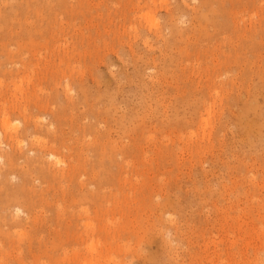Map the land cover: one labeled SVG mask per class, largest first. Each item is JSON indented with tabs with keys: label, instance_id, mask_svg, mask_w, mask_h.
<instances>
[{
	"label": "rangeland",
	"instance_id": "obj_1",
	"mask_svg": "<svg viewBox=\"0 0 264 264\" xmlns=\"http://www.w3.org/2000/svg\"><path fill=\"white\" fill-rule=\"evenodd\" d=\"M61 1L0 0V129L6 139L18 135L12 138L14 143L4 138L7 145L0 147V156L4 158L0 160V180L3 178L0 187L9 186L10 191L17 187L16 192L23 191L21 183L25 187L23 196L17 195L18 198L8 205L0 202V214L8 219L6 225L0 219L1 227L5 229L0 233V264H88L90 261L91 264H264V0H214L212 5L204 4L203 0ZM224 14L229 16L228 23ZM236 15L243 17L240 20ZM221 25L222 30L218 31ZM155 29L160 33L157 34ZM177 33L181 35L176 36ZM245 43H249L247 46L252 53L247 51ZM222 63L228 64L223 67ZM40 80H43L41 84ZM93 109L94 112L101 111L100 115L104 111L109 120L99 116L98 122L91 117L94 116ZM4 115L9 119L11 130L8 133L3 127ZM88 121L92 124L97 121L99 132H90L87 128V136L83 139L82 129L91 125ZM107 131L115 146L136 141L141 144L140 148L128 150L123 156L110 149L106 153L94 151L95 136L100 135L101 139L102 133ZM48 152L59 155L64 161L55 164ZM10 153L12 162L16 161L14 164L9 162ZM41 157L52 161V167L56 169L57 166L64 168L68 176L61 181L65 190H74L80 195L103 189L104 192H100L105 193L106 199L64 201L61 188H58V194L62 199H58L53 189L48 190V183L37 177ZM28 161L31 166L36 164L31 170ZM79 162L84 172L76 171V180L72 178L76 173L71 170H74L72 165ZM92 166L95 176L91 173ZM80 179L88 180L83 187ZM94 182L101 186L94 188L97 186ZM58 185L56 182L55 186ZM106 188H112L111 193ZM46 191L51 192L47 194ZM46 195L51 196L47 198ZM2 196L5 201V194ZM104 200H108V204ZM60 213L65 218L60 221L66 225L57 223ZM119 226L125 227L126 231ZM9 232L13 236L12 242L7 235ZM14 240V245L10 246ZM109 243L111 247H108Z\"/></svg>",
	"mask_w": 264,
	"mask_h": 264
},
{
	"label": "bare ground",
	"instance_id": "obj_2",
	"mask_svg": "<svg viewBox=\"0 0 264 264\" xmlns=\"http://www.w3.org/2000/svg\"><path fill=\"white\" fill-rule=\"evenodd\" d=\"M58 1L60 2L61 0H58ZM164 1H165V0H164ZM227 1L229 2V0H227ZM249 1H250V0H249ZM251 1H252V0H251ZM253 1H256V0H253ZM258 1H259V0H258ZM20 2H21V1H20ZM59 2H58V3H59ZM61 2H64V0L61 1ZM213 2H214V0H203V3L206 4V5H212V4H214ZM215 2H216V1H215ZM243 2H245V1H243ZM246 2H247V1H246ZM17 3H18V2H17ZM47 3H48V2H47ZM56 3H57V2H56ZM221 3H222V2H221ZM230 3H231V2H230ZM14 4H15V3H14ZM48 4H49V3H48ZM62 4H63V3H62ZM66 4H67V3H66ZM66 4H65V5H66ZM247 4H248V3H247ZM247 4H245V7H246ZM51 5H52V4H51ZM51 5H50V6H51ZM56 5H57V4H56ZM221 5H222V4H220V8H221V10L223 11V9H222L223 7H221ZM224 5H225V4H223V6H224ZM235 5H236V4H234V6H235ZM46 6H48V5H46ZM50 6H49V7H50ZM59 6H60V3H59ZM214 6H215V5H214ZM227 6H228V5H227ZM231 6H232V5H230V6H228V7H231ZM14 7H15V6H14ZM52 7H54V6H52ZM66 7H67V6H66ZM77 7H78V6H77ZM201 7H202V6H201ZM217 7H218V6H217ZM47 8H48V7H47ZM68 8H69V7H68ZM205 8H206V7H205ZM224 8H225V7H224ZM231 8H232V7H231ZM233 8H236V7H233ZM241 8H242V7H241ZM1 9H3V8H1ZM20 9H21V8H20ZM26 9H27V8H26ZM49 9H50V8H49ZM60 9H62V8H60ZM64 9H65V8H64ZM74 9H75V8H74ZM239 9H240V8H239ZM263 9H264V8H263ZM51 10L53 11V9H51ZM66 10H67V9H66ZM203 10H204V9H203ZM217 10H218V9H217ZM236 10H237V9H236ZM240 10H241V9H240ZM244 10H245V9H244ZM3 11H4V10H3ZM19 11H20V10H19ZM64 11H65V10H64ZM230 11H232V10H229V12H230ZM233 11H234V9H233ZM233 11H232V13H233ZM56 12H58V11L56 10ZM74 12H75V10H74ZM224 12H225V11H224ZM236 12H238V11H236ZM172 13H173V12H172ZM232 13H231V14H232ZM240 13H241V12H240ZM18 14H19V13H18ZM221 14H222V13H221ZM227 14H228V13H227ZM234 14H235V13H234ZM8 15H9V14H8ZM8 15H7V16H8ZM13 15H14V14H13ZM49 15H50V14H49ZM54 15H55V12H54ZM69 15H70V14H69ZM170 15H171V14H170ZM173 15H174V13H173ZM224 15H225V14H224ZM224 15H223V16H224ZM239 15H240V14H239ZM239 15H236V17H237V16L239 17ZM241 15H242V14H241ZM19 16H20V14H19ZM50 16H51V15H50ZM217 16H218V15H217ZM225 16H226V15H225ZM9 17H10V16H9ZM9 17H8V18H9ZM15 17H16V16H15ZM51 17H52V16H51ZM226 17H227L226 22L228 23V21H229V20H228L229 16L227 15ZM226 17H225V18H226ZM232 17L234 18L235 16H232ZM232 17H231V19H232ZM242 17H243V16H242ZM242 17H241V18L239 17L240 20L242 19ZM171 18H172V17H171ZM212 18H213V17H212ZM215 18H219V17H215ZM21 19H22V18H21ZM46 19H47V18H46ZM48 19H49V18H48ZM231 19H230V21H233V20H234V19H233V20H231ZM46 21H47V20H46ZM218 21H221V20H218ZM218 21H217V22H218ZM255 21H256V20H255ZM260 21H261V19H260ZM226 22H225V23H226ZM233 22H235V21H233ZM47 23H48V22H47ZM209 23H210V22H209ZM215 23H216V22H215ZM219 23L221 24V22H219ZM230 23H231V22H230ZM235 23H236V22H235ZM235 23H234V24H235ZM10 24H11V23H10ZM16 24H17V23H16ZM1 25H2V24H1ZM155 25H156V24H155ZM214 25H217V24H214ZM225 25H226V24H225ZM225 25H224V23H223L224 28H225ZM230 25H231V24H230ZM251 25H252V24H251ZM22 26H23V25H22ZM156 26H158V24H157ZM156 26H153V25H152L151 27H156ZM218 26H219V25H218ZM231 26H232V25H231ZM236 26H237V25H236ZM254 26H255V25H254ZM36 27H37V26H36ZM36 27H35V28H36ZM39 27H40V26H39ZM215 27H216V26H215ZM221 27H222V25L219 27L220 29H218V31H219V30H222ZM255 27H256V26H255ZM262 27H264V26H262ZM148 28H149V27H148ZM174 28H175V27H174ZM238 28H239V27H238ZM249 28L251 29V27H249ZM256 28H257V27H256ZM256 28H254V31H258ZM32 29H33V28H32ZM156 29H157V28H156ZM156 29H155V30H156ZM216 29H217V28H216ZM250 29H249V30H250ZM252 29H253V28H252ZM258 29H259V28H258ZM5 30H6V29H5ZM26 30H28V29H26ZM44 30H45V28H44ZM136 30H137V29H136ZM175 30H176V29H175ZM188 30H189V29H188ZM226 30H229V29H226ZM239 30H240V29H239ZM239 30H238V32H239ZM32 31H33V30H32ZM35 31H36V30H35ZM138 31H139V30H138ZM170 31H171V30H170ZM195 31H196V30H195ZM243 31H245V30H243ZM243 31H242V33H243ZM263 31H264V28H263ZM8 32H9V31H8ZM177 32L180 33L181 31H177ZM222 32H223V31H222ZM227 32H229V31H227ZM251 32L253 33V30H252ZM260 32H261V30H260ZM260 32H258L257 34H259ZM29 33H30V32H29ZM37 33H38V32H37ZM153 33H154V32H153ZM156 33H157V34L160 33V32H159V29H158V31L156 30ZM184 33H186V32L184 31ZM184 33H183V35H185ZM204 33H205V32H204ZM231 33H232V32H231ZM236 33H237V32H236ZM239 33H240V32H239ZM242 33H241V34H242ZM252 33H251V34H252ZM262 33H263V32H262ZM262 33H261V36H259L260 38L262 37ZM26 34H27V33H26ZM35 34H36V33H35ZM45 34H46V32H45ZM201 34H202V33H201ZM221 34H222V33H220V35H221ZM46 35H47V34H46ZM46 35H45V36H46ZM48 35H49V34H48ZM178 35H181V34H178V33H177L176 36H178ZM202 35H203V34H202ZM202 35H201V36H202ZM211 35H212V34H211ZM239 35H240V34H239ZM244 35H245V34H244ZM253 35L255 36V34H253ZM26 36H27V35H26ZM52 36H53V35H52ZM171 36H172V35H171ZM189 36H191V35H189ZM216 36H217V35H216ZM216 36L214 35L215 38H216ZM249 36H250V35H249ZM17 37H18V36H17ZM32 37H33V36H32ZM39 37H40V36H39ZM43 37H44V36H43ZM43 37H42V40H44ZM47 37H48V36H47ZM199 37H200V36H199ZM199 37H197V38H199ZM255 37H256V36H255ZM44 38H45V37H44ZM173 38H175V37H173ZM241 38H242V37H241ZM253 38H254V37H253ZM20 39H21V38H20ZM34 39L37 40V38H34ZM50 39H51V38H50ZM211 39H212V37H211ZM263 39H264V38H263ZM5 40H6V39H5ZM15 40H16V39H15ZM21 40H22V39H21ZM25 40H26V39H25ZM30 40H31V39H30ZM42 40H41V41H42ZM172 40H173V39H172ZM175 40H176V38H175ZM178 40H180V39L178 38ZM178 40H177V41H178ZM181 40H182V39H181ZM183 40H185V39H183ZM199 40H200V38H199ZM234 40H236V39H234ZM251 40H252V39H251ZM258 40H259V38H258ZM6 41H7V40H6ZM34 41H35V40H34ZM37 41H38V40H37ZM44 41H45V40H44ZM44 41H43V42H44ZM50 41H51V40H50ZM203 41H204V39H203ZM11 42H12V41H11ZM23 42H24V39H23ZM196 42H197V41H196ZM252 42H253V40H252ZM261 42H262V40H261ZM4 43H5V42H4ZM12 43H13V42H12ZM26 43H27V42H26ZM254 43L257 44L258 42L255 41ZM174 44H175V41H174ZM243 44H244V43H243ZM248 44H249V43H248ZM248 44L245 43L246 46H247ZM251 44H252V43H251ZM255 44H253V46H254ZM10 45H11V44H10ZM37 45H38V44H37ZM39 45H40V44H39ZM175 45H176V44H175ZM236 45H237V44H236ZM257 45H258V44H257ZM259 45H260V44H259ZM259 45H258V46H259ZM263 45H264V43H263ZM6 46H7V45H6ZM30 46H31V44H30ZM40 46H41V45H40ZM198 46H200V45H198ZM246 46H244V47H246ZM248 46H250V45H248ZM248 46L246 47L247 49H248ZM258 46H257V47L255 46L256 49L259 48ZM2 47H3V46H2ZM241 47H242V45H241ZM251 47H252V46H251ZM255 47H254V48H255ZM238 48H239V47H238ZM22 49H23V48H22ZM200 49H201V47H200ZM239 49L241 50V48H239ZM243 49H244V48H243ZM249 49H250V48H249ZM249 49H248L247 51H248V52L251 51V53H252L253 50H251V49L249 50ZM256 49H255V50H256ZM16 50H18V48H16ZM24 50H25V49H24ZM40 50H41V49H40ZM202 50H203V49H202ZM12 51H13V50H12ZM14 51H15V50H14ZM36 51H37V50H36ZM178 51H179V50H178ZM26 52H27V51H26ZM26 52H25V54H26ZM187 52H188V51H187ZM189 52H190V51H189ZM198 52H199V51H198ZM198 52H196V53H198ZM203 52H204V51H203ZM226 52H227V51H226ZM240 52H242V51H240ZM245 52H246V51H245ZM13 53H14V52H13ZM37 53H38V51H37ZM179 53H180V52H179ZM179 53H178V54H179ZM230 53H231V52H230ZM230 53H229V54H230ZM183 54H184V53H183ZM212 54H214V53H212ZM222 54H223V53H222ZM222 54H221V55H222ZM244 54H245V53H244ZM0 55H1V54H0ZM227 55H228V53H227ZM233 55H234V54H233ZM233 55H232V56H233ZM246 55H247V54H246ZM253 55H254V54H253ZM14 56H15V55H14ZM14 56H13V57H14ZM16 56H17V55H16ZM24 56H25V55H24ZM28 56H29V55H28ZM238 56H239V55H238ZM21 57H22V56H21ZM31 57H32V56H31ZM170 57H172V56H170ZM186 57H187V56H186ZM202 57H203V56H202ZM213 57H214V56H213ZM217 57H218V56H217ZM230 57H231V56H230ZM233 57H234V56H233ZM23 58H24V57H23ZM179 58H180V57H179ZM193 58H194V55H193ZM197 58H198V57H197ZM218 58H219V57H218ZM223 58H224V57H223ZM223 58H222V60H224ZM225 58H226V57H225ZM227 58H228V57H227ZM237 58H238V57H237ZM244 58H245V57H244ZM26 59H27V58H26ZM28 59H30V58H28ZM177 59H178V58H177ZM186 59H187V58H186ZM188 59H191V58L189 57ZM195 59H196V56H195ZM206 59H207V58H206ZM210 59H211V58H210ZM213 59H214V58H213ZM231 59H232V58H231ZM0 60H1V59H0ZM174 60H175V59H174ZM174 60H173V62H174ZM204 60H205V59H204ZM228 60H229V58H228ZM241 60H242V59H241ZM243 60H244V59H243ZM247 60H248V59H247ZM2 61H3V60H2ZM18 61H19V60H17V62H18ZM218 61H219V60H218ZM220 61H221V60H220ZM235 61H237V60H235ZM235 61H234V62H235ZM251 61H252V60H251ZM21 62H22V61H21ZM188 62H189V61H188ZM206 62H207V60H206ZM5 63H6V62H5ZM19 63H20V62H19ZM198 63H199V62H198ZM210 63H211V62H210ZM2 64H3V63H2ZM13 64H14V63H13ZM23 64H25V62H23ZM31 64H32V63H31ZM31 64H30V65H31ZM199 64H200V63H199ZM208 64H209V63H208ZM214 64H215V63H214ZM214 64H213V65H214ZM222 64H223V63H222ZM224 64H225V63H224ZM224 64H223V67H224ZM226 64H228V63H226ZM226 64H225V65H226ZM249 64H250V63H249ZM6 65H7V64H6ZM10 65H11V64H10ZM16 65H17V64H16ZM27 65H28V64H27ZM201 65H202V63H201ZM203 65H205V64H203ZM209 65H210V64H209ZM254 65H255V64H254ZM2 66H3V65H2ZM2 66H1V67H2ZM4 66H5V64H4ZM8 66H9V65H8ZM193 66H195V65H193ZM210 66H211V65H210ZM220 66H221V65H220ZM251 66H253V65L251 64ZM11 67H12V66H11ZM15 67H16V66H14L13 68L15 69ZM20 67H21V63H20ZM22 67H23V66H22ZM207 67H208V66H207ZM227 67H228V66H227ZM3 68H4V67H3ZM6 68H7V67H6ZM9 68H10V67H9ZM17 68H18V67H17ZM198 68H199V67H198ZM218 68H219V67H218ZM235 68H236V67H235ZM235 68H234V69H235ZM23 69H25V67H23ZM33 69H34V68H33ZM204 69H205V68H204ZM212 69H213V68H212ZM236 69H237V68H236ZM3 70H4V69H2V71H3ZM15 70H16V69H15ZM219 70H220V68H219ZM248 70H249V69H248ZM250 70H251V69H250ZM20 71H21V70L19 69V72H20ZM32 71H34V70H32ZM50 71H51V70H50ZM198 71H199V70H198ZM215 71H216V70H215ZM3 72H4V71H3ZM5 72H6V70H5ZM10 72H11V71H10ZM22 72L24 73L25 71L22 70ZM30 72H31V71H30ZM216 72H217V71H216ZM216 72H215V73H216ZM221 72H222V71H221ZM227 72H228V71H227ZM233 72H234V70H233ZM233 72H232V73H233ZM249 72H251V71H249ZM253 72H254V71H253ZM16 73H17V72H16ZM26 73H27V72H26ZM40 73H41V71H40ZM45 73H47V72H45ZM65 73H66V72H65ZM198 73H199V72H198ZM205 73H206V72H205ZM224 73H225V72H224ZM245 73H246V72H245ZM5 74H6V73H5ZM9 74H10V73H8L7 75H9ZM31 74H32V73H31ZM34 74H35V73H34ZM43 74H44V72H43ZM201 74H203V73H201ZM213 74H214V73H213ZM222 74H223V73H222ZM225 74H226V73H225ZM251 74H252V73H251ZM11 75H12V73H11ZM38 75H39V74H37V76H36L37 78H39ZM73 75H74V74H73ZM211 75H212V74H211ZM2 76L4 77L5 75L3 74ZM2 76H1V77H2ZM9 76H10V75H9ZM15 76H16V74H15ZM22 76H23V75H22ZM26 76H27V74H26ZM50 76H51V75H50ZM67 76H68V75H67ZM201 76H202V75H201ZM221 76H222V75H221ZM16 77H17V76H16ZM20 77H21V76H20ZM23 77H24V76H23ZM43 77H45V76H43ZM58 77H59V76H58ZM62 77H63V76H62ZM65 77H66V76H65ZM69 77H70V76H69ZM226 77H227V76H226ZM245 77H246V76H245ZM248 77H249V76H248ZM250 77H251V75H250ZM250 77H249V78H250ZM11 78H12V77H11ZM26 78H27V77H26ZM28 78H29V77H28ZM46 78H47V77H45V79H46ZM56 78H57V77H56ZM212 78H213V77H212ZM214 78H215V77H214ZM214 78H213V79H214ZM15 79H16V78H13L12 80H15ZM19 79H20V78H19ZM29 79L31 80V78H29ZM32 79H33V78H32ZM60 79L63 80V78H60ZM64 79H65V78H64ZM206 79H207V78H206ZM227 79H228V78H227ZM230 79H231V78H230ZM24 80H25V79H24ZM26 80H27V79H26ZM52 80H53V79H52ZM216 80H217V79H216ZM3 81H4V80H3ZM3 81H2V82H3ZM9 81H10V80H9ZM42 81H43V80H42ZM42 81L40 80V84H41ZM50 81H51V79H50ZM55 81H56V80H55ZM55 81H54V82H55ZM64 81H65V80H64ZM67 81H68V80H67ZM214 81H215V79H214ZM246 81H249V80H246ZM7 82H8V81H7ZM7 82H5V83H7ZM11 82H12V81H11ZM30 82H31V81H30ZM35 82H36V81H35ZM219 82H220V81H218V83H219ZM228 82H229V81H228ZM5 83H4V84H5ZM9 83H10V82H9ZM28 83H29V82H28ZM44 83H45V82H44ZM48 83H49V82H48ZM55 83L57 84V81H56ZM73 83H74V82H73ZM221 83H222V82H221ZM246 83H247V82H246ZM19 84H20V82H19ZM37 84H38V82H37ZM40 84H38V85H40ZM49 84H50V83H49ZM53 84H54V83H53ZM77 84H79V83H77ZM77 84H76V85H77ZM206 84H207V83H206ZM248 84H249V83H248ZM65 85H66V84H65ZM68 85L71 86V84H68ZM204 85H205V84H204ZM213 85H214V84H213ZM223 85H224V84H223ZM230 85H231V84H230ZM232 85H233V84H232ZM232 85H231V86H232ZM4 86H6V84H5ZM10 86H11V85H10ZM10 86L8 85V87H10ZM13 86H14V85H13ZM34 86H37V85H34ZM41 86H43V85H41ZM45 86H47V85H45ZM45 86H44V87H45ZM52 86H53V85H52ZM56 86H57V85H56ZM79 86H80V85H79ZM79 86H78V87H79ZM81 86H82V85H81ZM210 86H212V85L210 84ZM216 86H217V83H216ZM221 86H222V85H221ZM1 87H2V85H1ZM8 87H7V88H8ZM47 87H48V86H47ZM54 87H55V86H54ZM76 87H77V86H76ZM201 87H203V86L201 85ZM219 87H220V86H219ZM223 87H224V86H223ZM223 87H221V88H223ZM10 88H11V87H10ZM14 88H15V87H14ZM22 88H23V87H22ZM27 88H28V87H27ZM69 88H70V87H69ZM206 88H207V87H206ZM210 88H212V87H210ZM231 88H232V87H231ZM24 89H26V88H24ZM37 89H38V88H37ZM44 89H45V88H44ZM53 89H54V88H53ZM208 89H209V88H208ZM218 89H219V88H218ZM2 90H3V88H2ZM7 90H8V89H5L4 91H7ZM13 90H14V89H13ZM31 90H32V89H31ZM55 90H56V89H55ZM63 90H64V89H63ZM65 90H66V87H65ZM85 90H86V88H85ZM85 90H83V92H84ZM202 90H203V88H202ZM202 90H201V91H202ZM212 90H213V89H212ZM4 91H3V92H4ZM20 91H21V90H20ZM40 91H41V90H40ZM46 91H47V90H46ZM66 91H67V90H66ZM66 91H65V93H66ZM205 91H206V90H205ZM209 91H210V89H209ZM10 92H11V90H10ZM10 92H9V93H10ZM13 92H14V91H13ZM28 92H29V91H28ZM32 92H33V91H32ZM36 92H37V91H36ZM44 92H45V91H44ZM44 92H42V93H44ZM69 92H70V91H69ZM206 92H207V91H206ZM206 92H205V93H206ZM15 93H16V92H15ZM38 93H40V92L38 91ZM55 93H56V92H55ZM65 93H64V94H65ZM84 93H85V92H84ZM87 93H88V92H87ZM211 93H212V92H211ZM3 94H4V93H3ZM20 94H21V93H20ZM20 94H19V95H20ZM36 94H37V93H36ZM44 94H45V93H44ZM67 94H68V93H67ZM69 94H70V93H69ZM0 95H1V94H0ZM34 95H35V94H34ZM47 95H48V94H47ZM49 95H50V94H49ZM55 95H56V94H55ZM60 95H61V94H60ZM70 95H73V94H70ZM77 95H79V94H77ZM84 95H85V94H84ZM86 95H87V94H86ZM86 95H85V97H86ZM91 95H92V94H91ZM206 95H207V94H206ZM208 95H209V94H208ZM9 96H10V95H9ZM28 96H30V95H28ZM31 96H33V94H32ZM37 96H38V95H37ZM44 96H46V95H44ZM88 96H89V95H88ZM93 96H94V95H93ZM95 96H96V95H95ZM13 97H14V96H13ZM25 97H26V96H25ZM38 97H39V96H38ZM38 97H37V98H38ZM65 97H68V96H65ZM72 97H73V96H72ZM90 97H91V96H90ZM90 97H88V98H90ZM98 97H99V96H98ZM210 97H211V96H210ZM44 98H45V97H44ZM70 98H71V97H69V99H70ZM88 98H86V99H88ZM92 98H93V97H92ZM99 98H100V97H99ZM99 98H98V99H99ZM17 99H18V98H17ZM22 99H23V98H22ZM22 99H21V100H22ZM33 99H34V98H33ZM41 99H42V98H41ZM47 99H49V98H47ZM65 99H66V98H65ZM69 99H68V101H69ZM78 99H79V98H78ZM93 99H94V98H93ZM96 99H97V98H96ZM96 99H95V100H96ZM101 99H102V98H101ZM3 100L5 101V99H3ZM6 100L8 101V99H6ZM11 100H12V99H10L9 101H11ZM23 100H24V99H23ZM29 100H30V99H29ZM55 100H56V99H55ZM60 100H61V99H60ZM81 100H82V98H81ZM88 100H89V99H88ZM90 100H91V99H90ZM9 101H8V102H9ZM19 101H20V100H19ZM24 101H25V100H24ZM47 101H48V100H47ZM49 101H50V100H49ZM53 101H54V100H53ZM70 101H71V99H70ZM74 101H75V100H74ZM82 101L84 102V100H82ZM82 101H81V102H82ZM91 101H93V100H91ZM206 101H207V100H206ZM209 101H210V99H209ZM237 101H238V99H237ZM0 102H1V101H0ZM12 102H13V100H12ZM27 102H28V101H27ZM30 102H31V101H30ZM34 102H35V101H34ZM39 102H40V101H39ZM79 102H80V101H79ZM86 102H87V101H86ZM96 102H97V101H96ZM101 102H102V101H101ZM103 102H104V100H103ZM234 102H236V101H234ZM36 103H37V102H36ZM56 103H57V102H56ZM63 103H64V101H63ZM65 103H66V102H65ZM67 103H68V102H67ZM73 103H74V102H73ZM107 103H108V102H107ZM206 103H207V102H206ZM210 103H211V102H210ZM4 104H5V103H4ZM14 104H15V103H14ZM30 104H31V103H30ZM39 104H40V103H39ZM39 104H38V105H39ZM48 104H49V103H48ZM52 104H53V103H52ZM52 104H51V105H52ZM87 104H88V103H86V105H87ZM93 104H94V103H93ZM211 104H212V103H211ZM5 105H6V104H5ZM9 105H11V103H10ZM9 105H8V106H9ZM19 105H20V104H19ZM38 105H37V106H38ZM44 105H45V104H44ZM51 105H49V106L51 107ZM55 105H56V104H55ZM57 105H58V103H57ZM75 105H76V103H75ZM78 105H79V104H78ZM107 105H108V104H107ZM2 106H3V105H2ZM39 106H40V105H39ZM45 106H46V105H45ZM63 106H64V105H63ZM67 106H68V105H67ZM79 106H80V105H79ZM79 106H78V107H79ZM14 107H15V106H14ZM30 107H31V105H30ZM35 107H36V106H35ZM52 107H53V106H52ZM65 107H66V105H65ZM86 107H87V106H86ZM98 107H99V106H98ZM101 107H102V106H101ZM101 107H100V108H101ZM205 107H206V106H205ZM23 108H24V107H23ZM31 108H32V107H31ZM36 108H37V107H36ZM56 108H57V107H56ZM58 108H59V107H58ZM70 108H71V107H70ZM70 108H69V110H70ZM79 108H80V107H79ZM87 108H88V107H87ZM103 108H104V107H103ZM209 108H210V107H209ZM5 109H7V108H4V110H5ZM26 109H28V108H26ZM29 109H30V108H29ZM45 109H46V108H45ZM50 109H51V108H50ZM53 109H54V108H53ZM73 109H74V108L72 107V110H73ZM91 109H92V108H91ZM96 109H97V108H96ZM38 110H39V109H38ZM59 110H60V109H59ZM64 110H66V109H64ZM74 110H76V108H75ZM87 110H88V109H87ZM18 111H19V110H18ZM55 111H57V109H56ZM55 111H54V112H55ZM61 111H62V110H61ZM77 111H78V110H77ZM98 111H99V110H98ZM98 111H97V112H94V109H93L92 113H93L94 116H91V117L96 118V119L98 120V122H99V116H100V117L104 116V114H103L104 111L102 112V115H100V112H101V111H100V112H98ZM2 112H3V111H2ZM22 112H23V111H22ZM22 112H21V113H22ZM38 112H40V111H38ZM45 112H46V111H45ZM45 112H44V113H45ZM58 112H59V111H58ZM71 112H72V111H71ZM209 112H210V111H209ZM209 112H208V113H209ZM3 113H4V112H3ZM6 113H7V111H6ZM6 113H5V114H6ZM25 113H26V112H25ZM52 113H53V111H52ZM55 113H56V112H55ZM73 113H74V112H73ZM97 113H98V114H97ZM23 114H24V113H23ZM23 114H22V115H23ZM27 114H28V113H27ZM107 114H108V112H107ZM1 115H2V113H1ZM10 115H12V114H10ZM10 115H9V117H10ZM13 115H14V114H13ZM25 115H26V114H25ZM29 115H30V114H29ZM58 115H59V114H58ZM62 115H63V113H62ZM62 115L60 114V116H62ZM66 115H67V113H66ZM66 115H65V117H66ZM109 115H110V113H109ZM35 116H36V115H35ZM46 116H47V115H46ZM60 116H59V117H60ZM53 117H55V116H53ZM56 117H57V115H56ZM63 117H64V116H63ZM65 117H64V118H65ZM70 117H71V116H70ZM74 117H75V116H74ZM84 117H85V116H84ZM84 117H82V118H84ZM89 117H90V116H89ZM110 117H111V116H110ZM2 118H3V119H2ZM2 118H1V119H2V122H3V125H4L3 127L7 130L6 132L8 133V132H9L8 130L10 129V128H9L10 126H9V119H8V116L4 115V117H2ZM23 118H26V117H23ZM34 118H35V117H34ZM46 118H47V117H46ZM71 118H72V117H71ZM76 118H77V117H76ZM104 118H105V116H104ZM108 118H109V117H108ZM108 118H105V119H108ZM12 119H13V118H12ZM28 119H29V117H28ZM51 119H52V118H51ZM68 119H70V118L68 117ZM14 120H15V119H14ZM33 120H34V119H33ZM70 120H71V119H70ZM90 120H91V119H90ZM100 120H101V119H100ZM108 120H109V119H108ZM204 120L206 121L207 119H204ZM55 121H56V120H55ZM58 121H59V120H58ZM60 121H63V120H60ZM65 121H66V120H65ZM205 121H204V122H205ZM10 122H11V121H10ZM23 122H24V120H23ZM25 122H26V121H25ZM29 122H30V121H29ZM50 122H51V121H50ZM66 122H67V121H66ZM66 122H65V123H66ZM77 122H78V121H77ZM82 122H83V121H82ZM88 122H89V121H88ZM103 122H104V121H103ZM43 123H44V122H43ZM67 123H68V122H67ZM80 123H81V122H80ZM89 123L91 124V125H89V127L85 126L84 129H82L83 132H81V133H83V136H81V137H83V139H85V137L87 136V135H86V133L88 132L87 128H89V129L91 130V131L89 130L90 132H92V130L96 131V133L99 132L98 125H96V124H97V121H96V124H95V122H94V124H92V122H89ZM111 123H112V122H111ZM126 123H127V122H126ZM1 124H2V123H1ZM24 124H25V123H24ZM24 124H23V125H24ZM35 124H37V123L35 122ZM55 124H57V123L55 122ZM77 124H78V123H77ZM83 124H84V122H83ZM85 124H87V123H85ZM99 124H100V123H99ZM109 124H110V123H109ZM10 125H11V124H10ZM32 125H33V124H32ZM45 125H47V124L45 123ZM52 125H53V124H52ZM60 125H61V124H60ZM62 125H63V123H62ZM87 125H88V124H87ZM0 126H2V125H0ZM24 126H25V125H24ZM57 126H58V125H57ZM63 126H64V125H63ZM83 126H84V125H83ZM108 126H109V125H108ZM3 127H2V128H3ZM16 127H17V126H16ZM36 127H37V126H36ZM99 127H100V126H99ZM116 127H117V126H116ZM29 128H30V127H29ZM41 128H42V126H41ZM44 128H45V127H44ZM55 128H56V127H55ZM75 128H76V127H75ZM139 128L142 129L143 127L139 126ZM17 129H18V128H17ZM17 129H16V130H17ZM42 129H43V128H42ZM48 129H49V128H48ZM50 129H51V128H50ZM56 129L58 130V128H56ZM77 129H80V128L77 127ZM77 129H76V130H77ZM3 130H4V129H3ZM10 130H11V129H10ZM25 130H26V129H25ZM30 130H31V129H30ZM109 130H110V129H109ZM1 131H2V129H0V147H1V146H4V145H7V144H6L7 142L4 143V140H3V139H4L5 137H3V135L1 134ZM4 131H5V130H4ZM37 131H38V130H37ZM40 131H41V130H40ZM73 131H74V130H73ZM86 131H87V132H86ZM6 132H5V133H6ZM32 132H33V131H32ZM76 132H77V131H76ZM79 132H80V131H79ZM133 132H134V131H133ZM2 133H3V131H2ZM5 133H4V134H5ZM34 133H35V132H34ZM43 133H44V132H43ZM74 133H75V132H74ZM125 133H126V132H125ZM11 134H12V132H11ZM11 134H10V135H11ZM15 134H16V132H15ZM55 134H57V133H55ZM55 134H53V135H55ZM78 134H80V133H78ZM100 134H101V133H100ZM135 134H136V133H135ZM5 135H6V134H5ZM45 135H46V134H45ZM45 135H44V137H45ZM98 135H99V134H98ZM138 135H139V134H138ZM8 136H9V135H8ZM11 136H12V135H11ZM11 136H10V137H11ZM17 136H18V135H17ZM17 136H16V137H17ZM32 136H33V133H32ZM38 136H39V134H38ZM56 136H57V135H56ZM78 136H79V135H78ZM139 136H140V135H139ZM141 136H142V135H141ZM13 137H15V136L13 135ZM13 137H11V138H9V139H8V138H7V139L5 138V139H6V140H11V142H13V140H12ZM16 137H15V138H16ZM46 137H47V136H46ZM53 137H54V136H53ZM60 137H61V136H60ZM97 137H98V138H97ZM32 138H33V137H32ZM49 138H50V137H49ZM65 138H66V137H65ZM78 138H79V137H78ZM102 138H105V139L103 140ZM110 138H111V137H110V132H108V131L105 132L104 134L102 133V137H101V139H100V135H99V136H95V140L93 141L94 143L92 142V143H93V146H94V148H95V149L93 148V150H94V151L102 150L103 153H106V151H108V149H110V152L117 153V154L120 153V155H121V153H122V156H123V153L128 152V150H129V151H132V150H138V149L140 148V145H141L140 143H139V144H140V145H139L136 141H134L132 144H128V145H119V144H118L117 146H115V145L112 143V141H111ZM13 139H14V138H13ZM18 139H19V138H18ZM57 139H58V138H57ZM60 139H61V138H60ZM79 139H80V138H79ZM87 139H88V138H87ZM16 140H17V139H16ZM58 140H59V139H58ZM61 140H62V139H61ZM71 140H72V139H71ZM73 140H75V139H73ZM136 140H137V138H136ZM14 142H15V141H14ZM14 142H13V143H14ZM17 142H18V141H17ZM19 142H20V141H19ZM33 142H34V141H33ZM49 142H50V141H49ZM66 142H67V141H66ZM72 142H73V141H72ZM78 142H79V141H78ZM81 142H82V141H81ZM83 142H84V141H83ZM83 142H82V143H83ZM89 142H91V141H89ZM8 143H9V142H8ZM34 143H35V142H34ZM46 143H47V142H46ZM58 143H59V142H58ZM60 143H61V142H60ZM85 143H86V142H85ZM24 144H25V143H24ZM70 144H71V143H70ZM83 144H84V143H83ZM83 144H81V145H83ZM90 144H91V143H90ZM90 144H89V145H90ZM125 144H126V143H125ZM14 145H15V144H14ZM45 145H47V144H45ZM63 145H64V144H62V146H63ZM91 145H92V144H91ZM11 146H12V145H11ZM20 146H21V145H20ZM60 146H61V145H60ZM68 146H69V145H68ZM71 146H72V145H71ZM83 146H84V145H83ZM86 146H87V145H86ZM5 147H6V146H5ZM9 147H10V146H9ZM9 147H8V148H9ZM15 147H16V145H15ZM35 147H36V146H35ZM35 147H34V148H35ZM40 147H41V146H40ZM89 147H90V146H89ZM91 147H92V146H91ZM11 148H12V147H11ZM26 148H27V147H26ZM9 149H10V148H9ZM14 149L16 150V148H14ZM19 149H20V148H18V150H19ZM51 149H53V148H51ZM73 149H74V148H73ZM88 149H89V148H88ZM88 149H87V150H88ZM28 150H29V149H28ZM44 150H45V149H44ZM46 150H47V149H46ZM48 150H49V149H48ZM58 150H60V149H58ZM58 150H57V151H58ZM68 150H69V148H68ZM24 151H25V150H24ZM36 151H37V150H36ZM53 151H54V150H53ZM53 151H52V152H53ZM61 151H62V150H61ZM82 151H83V150H82ZM1 152H2V151H1ZM4 152H5V151H4ZM19 152H20V151H19ZM27 152H28V151H27ZM33 152H35V151H33ZM40 152H41V150H40ZM50 152H51V151H50ZM54 152H56V151H54ZM58 152H59V151H58ZM70 152H71V151H70ZM99 152H100V151H99ZM43 153H44V152H43ZM43 153H42V154H43ZM48 153H49V152H48ZM48 153H47L48 157H49L50 159H54L55 164L59 165V163L62 162L63 159L61 160V159L58 157L59 155L57 156V154L55 155L54 153H49V154H48ZM80 153H81V151H80ZM83 153H84V152H83ZM88 153H89V152H88ZM95 153H96V152H95ZM100 153H101V152H100ZM107 153H108V152H107ZM113 153H112V154H113ZM14 154H15V153H14ZM18 154H19V153H18ZM30 154L32 155V151H31ZM40 154H41V153H40ZM66 154H67V153H66ZM81 154H82V153H81ZM86 154H87V153H86ZM1 155L4 156L3 154H1ZM5 155H6V154H5ZM11 155H12V153H10L8 156H11ZM15 155H16V154H15ZM26 155H28V154H26ZM37 155H38V153H37ZM64 155H65V154H64ZM70 155H71V154H70ZM74 155H75V154H74ZM109 155H110V154H109ZM21 156H22V155H21ZM21 156H20V157H21ZM39 156H41V155H39ZM81 156H82V155H81ZM6 157H7V155H6ZM13 157H14V156H13ZM23 157H24V154H23ZM28 157H30V156H28ZM99 157H100V156H99ZM101 157H102V156H101ZM111 157H112V156H111ZM8 158H9V157H8ZM34 158H35V157H34ZM34 158H33V159H34ZM36 158H37V157H36ZM41 158H42V157H41ZM45 158H46V157H45ZM65 158H66V157H65ZM87 158H88V157H87ZM92 158L95 159V157H92ZM97 158H98V157H97ZM115 158H116V157H115ZM119 158H120V157H119ZM2 159H4V158H2V157L0 156V160H2ZM5 159H6V158H5ZM15 159H16V158H15ZM17 159H18V155H17ZM23 159H24V158H23ZM38 159H39V158H38ZM42 159H43V160H42ZM42 159H41L42 161L40 160L41 162L39 161L40 164H39V170H37V175H38L37 177H38V179H40V178L42 179V180L40 179V181H42V182L44 181L45 183H48V185H46V186H48V190H49V188H50L51 190L53 189L55 193H54L53 191H52V192L55 194V196H56L58 199H59V197L61 196V195L59 196V194H58V193H59V192H58V188H59V189L61 188V193H62V196H63V200H64V201H65V200H68V199H71V200L74 201V202H76V201H78V200H81V199H82V200H83V199H87V200L90 199L91 201H92V200H96V201H97V199L99 198V200H100L101 197H105V199H106V195H105V193L103 194L104 190L102 189V190H103L102 194H101V192H100V191H102V190H100L102 187H101L100 189H98V190H100V191H96V190H97V189H96L95 191L92 190V191H89L87 194H80V195H78L74 190H73V192H70V191L65 190V188H64L63 185H62V182H64V181H62V180L65 179V178H67L68 176H67L66 173H64V172H65L64 168H62V169H58V166H57V169H56V167H55V168L52 167V166H53L52 161H47V160H49V159H47V158H46L47 160H46V159L44 160V158H42ZM67 159H68V158H67ZM80 159H81V158H80ZM83 159H84V158H83ZM94 159H93V160H94ZM109 159H110V158H109ZM113 159H114V157H113ZM7 160H8V159H7ZM7 160H6V162H8V161L10 160L9 162H11V164H14V162H16V161H13V162H12V156H11V159L9 158V160H8V161H7ZM20 160H21V159H20ZM25 160H26V159H25ZM78 160H79V159H78ZM107 160H108V159H107ZM114 160H115V159H114ZM114 160H113V161H114ZM118 160H119V159H118ZM32 161H33V160H32ZM63 161H64V160H63ZM72 161H73V160H72ZM88 161H89V160H88ZM105 161H106V160H105ZM69 162H70V161H69ZM74 162H75V161H74ZM74 162H73V163H74ZM77 162H78V161H77ZM77 162H75V163H77ZM82 162H83V161H82ZM119 162H120V161H119ZM24 163H25V161H24ZM28 163H29V161L27 162V164H28ZM30 163H31V161H30ZM30 163H29V165H30ZM91 163H92V162H91ZM97 163H99V162H97ZM105 163H106V162H105ZM109 163H110V162H109ZM113 163H114V162H113ZM121 163H122V162H121ZM5 164H7V163H5ZM11 164H9V165L11 166ZM16 164H17V163H16ZM32 164H33V162H32ZM106 164H107V163H106ZM116 164H117V163H116ZM119 164H120V163H119ZM2 165H3V164H2ZM17 165H18V164H17ZM29 165H28V166H29ZM33 165H36V164L34 163ZM33 165H32V166H33ZM67 165H68V163H67ZM80 165H82V164H80V162H79L78 164H74V165H72V166H73L72 168H73L74 170H71V171H73V172H71V173H76V171L79 173V172L82 170V169L80 168ZM86 165H87V164H86ZM88 165H89V164H88ZM88 165H87V166H88ZM102 165H103V164H102ZM123 165H124V164H123ZM4 166H5V165H4ZM10 166H9V167H10ZM13 166H14V165H13ZM28 166H27V167H28ZM30 166H31V165H30ZM32 166L30 167V170H31ZM37 166H38V163H37ZM54 166H55V165H54ZM60 166H61V165H60ZM60 166H59V167H60ZM110 166H111V165H110ZM19 167H20V166H19ZM34 167H35V166H34ZM63 167H64V166H63ZM76 167H77V169H76ZM105 167H106V166H105ZM112 167H113V166H112ZM114 167H115V166H114ZM124 167H125V166H124ZM6 168H7V167H6ZM13 168H14V167H13ZM110 168H111V167H110ZM119 168H121V167L119 166ZM4 169H5V168H4ZM7 169H8V168H7ZM7 169H6V170H7ZM10 169H11V168H10ZM83 169H85V168H83ZM121 169H123V168H121ZM27 170H28V169H27ZM92 170H93V166H92ZM113 170H114V169H113ZM8 171H9V170H8ZM34 171H35V170H34ZM67 171H69V169H68ZM82 171H83V170H82ZM88 171H89V170H88ZM109 171H110V170H109ZM35 172H36V171H35ZM83 172H84V171H83ZM83 172H82V173H83ZM85 172H86V171H85ZM111 172H113V171L111 170ZM111 172H110V173H111ZM121 172H122V171H121ZM69 173H70V172H69ZM78 173L72 175V178L74 177V178L77 180V179H78ZM89 173H90V172H89ZM91 173H93L94 176L96 175V173L94 172V170H93V172H91ZM91 173H90V174H91ZM110 173H109L108 176H109V178L111 179V177H112L113 175H112V173H111V174H110ZM114 173H115V172H114ZM114 173H113V174H114ZM106 174H107V173H106ZM119 174H120V173H119ZM119 174H118V175H119ZM0 175H1V174H0ZM2 175H3V174H2ZM5 175H6V174H5ZM9 175H10V174H9ZM12 175H13V174H12ZM14 175H15V174H14ZM69 175H70V174H69ZM120 175H121V174H120ZM15 176H16V175H15ZM114 176H115V175H114ZM1 177H2V176H1ZM70 177H71V176H70ZM85 177H86V176H85ZM96 177H97V176H96ZM16 178H17V177H16ZM25 178H26V177H25ZM81 178H82V177H81ZM106 178L108 179V177H106ZM106 178H105V179H106ZM2 179H3V178H2ZM2 179H1L0 181H2ZM4 179H5V178H4ZM27 179H29V178H27ZM27 179H26V180H27ZM70 179H71V178H70ZM112 179H113V178H112ZM11 180H12V179H11ZM24 180H25V179H24ZM31 180H32V179H31ZM35 180H36V179H35ZM66 180H68V179H66ZM76 180H75V181H76ZM5 181H6V180H5ZM7 181H9V180H7ZM14 181H15V180H14ZM22 181H23V180H22ZM32 181H33V180H32ZM61 181H62V182H61ZM80 181H82V182H80ZM80 181L78 180V182H80V184H81L82 187H83L84 184H85L84 182H87L88 180L84 181V180H81V179H80ZM18 182L20 183V181H17V183H18ZM26 182H27V181H26ZM56 182L59 183L58 186H55V183H56ZM66 182H67V181H66ZM68 182H69V181H68ZM11 183H12V182H11ZM17 183H16V184H17ZM29 183H30V182H29ZM90 183H92V182H90ZM94 183H96L95 185H97V182H94ZM100 183H101V182H100ZM114 183H115V182H114ZM4 184H5V183H4ZM92 184H93V183H92ZM107 184H108V183H107ZM17 185H18V184H17ZM20 185H21V186H20ZM20 185H18V186H20L21 188H24V189H25V187L22 186V185H23L22 183H21ZM27 185H28V184H27ZM33 185H34V184H33ZM42 185H43V184H42ZM56 185H57V184H56ZM67 185H68V184H67ZM98 185H100V184H98ZM98 185H97V186H94V188H97ZM105 185H106V184H105ZM108 185H109V184H108ZM0 186L2 187V185H0ZM7 186H8V185H7ZM10 186H11V185H10ZM12 186H13V185H12ZM24 186H25V184H24ZM34 186H36V184H35ZM46 186H45V187H46ZM64 186H65V185H64ZM76 186H77V185H76ZM100 186H101V185H100ZM102 186H103V185H102ZM106 186H107V185H106ZM109 186H110V185H109ZM109 186H107V187L109 188ZM114 186H115V185H114ZM140 186H141V185H140ZM1 187H0V188H1ZM4 187H5V186H4ZM20 187H18V189H19ZM32 187H33V186H32ZM74 187H75V186H74ZM87 187H88V185H87ZM87 187H86V188H87ZM104 187H105V186H104ZM104 187H103V188H104ZM120 187H121V186H120ZM8 188H9V186H8ZM8 188L6 187V188H1V189H0V202H1V205H2V204H3V205H4V204L8 205V203H10L13 199L18 198L17 195L23 196V192L25 191L24 189H22V190H23L22 192H16L17 190L15 191V189H17V187H16L15 189H13V191H10L12 188H9L10 190H8ZM42 188H43V186L41 187V189H42ZM46 188H47V187H46ZM66 188H67V187H66ZM98 188H99V187H98ZM108 188H106V189H107L106 191H108V193H109V192L111 193L110 190H111L112 188H111L110 190H108ZM113 188H114V187H113ZM116 188H117V187H116ZM121 188H123V187H121ZM138 188H139V187H138ZM31 189H32V188H31ZM33 189H34V187H33ZM74 189H75V188H74ZM79 189H80V188H79ZM91 189H93V187H92ZM104 189H105V188H104ZM114 189H115V188H114ZM3 190H4V192H3ZM20 190H21V189H20ZM27 190H28V189H27ZM27 190H26V193H27ZM35 190H36V189H35ZM68 190H69V189H68ZM88 190H89V187H88ZM120 190H121V189H120ZM140 190H141V189H140ZM140 190H139V191H140ZM29 191H30V190H29ZM37 191H38V190H37ZM76 191H77V190H76ZM115 191H116V190H115ZM2 192H3V193H2ZM30 192H31V191H30ZM39 192H40V191H39ZM47 192H51V191H46V193H47ZM85 192H86V190H85ZM118 192H119V190H118ZM120 192H122V191H120ZM1 193H2V194H5V201L2 199L4 195L2 196ZM17 193H18V194H17ZM53 193H51V194L53 195ZM106 193H107V192H106ZM108 193H107V195H108V197H109L110 194H108ZM113 193H114V190H113ZM113 193H112V194H113ZM24 194H25V193H24ZM34 194H35V193H34ZM37 194H38V193H37ZM47 194H49V193H47ZM118 194H119V193H118ZM25 195H26V194H25ZM39 195H41V194H39ZM39 195H38V197H39ZM137 195H138V194H137ZM140 195H141V194H140ZM1 196H2V197H1ZM29 196H31L30 193H29ZM29 196L27 195L28 199H29ZM49 196H51V195H48V196L46 195L47 198H48ZM53 196H54V195H53ZM55 196L53 197L54 199H56ZM117 196H119V195H117ZM27 197H26V198H27ZM33 197H34V196H33ZM138 197H139V195H138ZM21 198H22V197H21ZM30 198H31V197H30ZM50 198H51V197H50ZM60 198L62 199V197H60ZM113 198H114V197H113ZM31 199H32V198H31ZM33 199H35V198H33ZM39 199H40V198H39ZM107 199H108V198H107ZM119 199H120V198H119ZM26 200H27V199H26ZM35 200H36V199H35ZM37 200H38V199H37ZM30 201H31V200H30ZM33 201H34V200H33ZM51 201H52V200H51ZM102 201H103V199H102ZM102 201H101V202H102ZM104 201H105V200H104ZM106 201L108 202V200H106ZM106 201H105V202H106ZM109 201H110V200H109ZM113 201H115V200H113ZM116 201H117V200H116ZM118 201H119V200H118ZM120 201H121V200H120ZM25 202L27 203V201H25ZM78 202H79V201H78ZM107 202H106V203H107ZM110 202H111V201H110ZM139 202H140V201H139ZM31 203H33V202H31ZM42 203H43V202H42ZM56 203H57V202H56ZM59 203H60V202H59ZM85 203H86V202H85ZM88 203H89V202H88ZM95 203H97V202H95ZM99 203H100V202H99ZM114 203H115V202H114ZM33 204H34V203H33ZM91 204H92V203H91ZM100 204H101V203H100ZM107 204H108V203H107ZM107 204H106V205H107ZM1 205H0V206H1ZM11 205H12V204H11ZM34 205H36V204H34ZM34 205H32V206L34 207ZM80 205H81V204H80ZM103 205H104V204H103ZM106 205H104V206H106ZM39 206H40V205H39ZM45 206H46V205H45ZM58 206H59V205H58ZM104 206H100V207H104ZM138 206H139V205H138ZM8 207H9V206H7V208H8ZM33 207H32V208H33ZM81 207H82V205H81ZM81 207H80V208H81ZM91 207H92V206H91ZM93 207H94V206H93ZM107 207H108V206H107ZM117 207H118V206H117ZM2 208H3V210H5V207H4V206H3ZM12 208H13V207H12ZM55 208H56V207H55ZM65 208H66V207H65ZM85 208H86V207H85ZM110 208H111V207H110ZM120 208H121V207H120ZM22 209H23V208H22ZM37 209H39V208H37ZM70 209H72V208H70ZM70 209H69V210H70ZM78 209H79V208H78ZM81 209H82V208H81ZM88 209H89V208H88ZM90 209H91V208H90ZM96 209H97V208H96ZM107 209H108V208H107ZM112 209H113V208H112ZM19 210H20V208L17 207V212H19ZM25 210H26V209H25ZM27 210H28V209H27ZM61 210H62V209H61ZM61 210H58V211H61ZM73 210H74V209H73ZM75 210H76V209H75ZM79 210H80V209H79ZM92 210H94V209L92 208ZM100 210H101V209H100ZM103 210H104V209H103ZM118 210H119V209H118ZM6 211H8V209H7ZM10 211H11V210H10ZM10 211H9V212H10ZM29 211H30V210H29ZM32 211H33V210H32ZM89 211H90V210H89ZM104 211H105V210H104ZM15 212H16V211H15ZM21 212H22V211H21ZM55 212H56V211H55ZM77 212H78V211H77ZM115 212H116V211H115ZM115 212H114V213H115ZM6 213H7V212H6ZM19 213H20V212H19ZM33 213H34V212H33ZM33 213H32V214H33ZM61 213H63V212H61ZM61 213H60L61 216H58V217H57V218H58L57 223H58L60 226H63V225H66V224H64V223L62 224V222L60 221V220L63 218V216H64V214H63V216H62ZM70 213H71V212H70ZM75 213H76V212H75ZM90 213H91V212H90ZM104 213H105V212H104ZM108 213H109V212H108ZM112 213H113V212H112ZM112 213H111V214H112ZM10 214H11V213H10ZM55 214H56V213H55ZM68 214H69V213H68ZM91 214H92V213H91ZM94 214H95V213H94ZM97 214H98V213H97ZM102 214H103V213H102ZM102 214H100V216H102ZM109 214H110V213H109ZM109 214H107V215H109ZM3 215H4V214H3ZM36 215H37V214H36ZM57 215H58V214H57ZM57 215H56V216H57ZM70 215H71V214H70ZM72 215H73V213H72ZM80 215H81V214H80ZM80 215H79V219H80ZM88 215H89V213H88ZM88 215H87V216H88ZM0 216H1V214H0ZM29 216H30V215H29ZM87 216H86V217H87ZM90 216H91V215H90ZM92 216H93V215H92ZM104 216H105V215H104ZM53 217H54V216H53ZM71 217H72V216H71ZM71 217H69V219H70ZM76 217H77V214H76ZM81 217H82V215H81ZM86 217H85V218H86ZM109 217H110V216H109ZM17 218H18V217H17ZM19 218H20V217H19ZM55 218H56V217H55ZM83 218H84V217H83ZM89 218H90V217H89ZM89 218H88V219H89ZM96 218H97V217H96ZM96 218H95V220H96ZM104 218H105V217H104ZM0 219H2L4 225H6V223H8V222H7L8 219H7V216H6V215H5V216H1ZM14 219H15V217H14ZM14 219H13V220H14ZM51 219H52V218H51ZM63 219H65V218H63ZM63 219H62V220H63ZM72 219H73V218H72ZM72 219H71V220H72ZM88 219H87V220H88ZM102 219H103V218H102ZM9 220H10V219H9ZM71 220H70V222H69V225H71V223H72ZM84 220H85V219H84ZM89 220H90V219H89ZM91 220H92V219H91ZM105 220H106V218H105ZM105 220H104V221H105ZM108 220H109V219H108ZM2 221H1V222H2ZM11 221H12V220H11ZM17 221H19V220H17ZM74 221L76 222L77 220H74ZM74 221H73V223H75ZM78 221H80V220H78ZM78 221H77V223H78ZM81 221H82V220H81ZM22 222H23V221H22ZM27 222H28V221H27ZM42 222H43V221H42ZM46 222H47V221H46ZM54 222H56V221H54ZM66 222H67V221H66ZM86 222H87V221H86ZM96 222H97V221H96ZM96 222H95V223H96ZM99 222H100V221H99ZM14 223H15V222H14ZM16 223H18V222H16ZM35 223H36V222H35ZM35 223H34V224H35ZM44 223H45V222H44ZM77 223H76V225H77ZM84 223H85V222H84ZM102 223H103V221H102ZM0 224H1V223H0ZM52 224H53V223H52ZM80 224H81V223H80ZM104 224H105V223H104ZM18 225H19V224H18ZM20 225H21V224H20ZM50 225H51V224H50ZM56 225H57V224H56ZM69 225H68V226H69ZM85 225H86V224H85ZM97 225H98V223H97ZM97 225H96V226H97ZM120 225H121V224H120ZM1 226H3V225H2V224L0 225V233H1V232H5V231H4L5 229L3 230V227H1ZM37 226H38V225H37ZM40 226H41V225H40ZM40 226H39V227H40ZM51 226H52V225H51ZM51 226H50V227H51ZM81 226H82V225H81ZM90 226H91V225H90ZM107 226H108V225H107ZM122 226H123V225H122ZM122 226H121V227H122ZM5 227H6V226H5ZM10 227H11V226H10ZM32 227H33V226H32ZM41 227H42V226H41ZM79 227H80V226H79ZM86 227H87V226H86ZM93 227H94V226H93ZM102 227H103V226H102ZM102 227H100V229H102ZM119 227H120V226H119ZM121 227H120V228H121ZM52 228L55 229L56 227H52ZM82 228H83V227H82ZM82 228H81V229H82ZM88 228H89V226H88ZM98 228H99V227H98ZM116 228H117V226H116ZM35 229H36V228H35ZM56 229H57V228H56ZM56 229H55V230H56ZM91 229H92V227H91ZM93 229H94V228H93ZM105 229H106V228H105ZM113 229H115V228H113ZM118 229H119V228H118ZM118 229H117V231L120 230V229H119V230H118ZM121 229H123L124 232L126 231V230H125V227H122ZM8 230H9V229H8ZM10 230H11V229H10ZM15 230H16V229H15ZM61 230H62V229H61ZM70 230H71V229H70ZM87 230H88V229H87ZM87 230H85V232H86ZM96 230H98V229H96ZM76 231H77V230H76ZM82 231H84V230H82ZM93 231H94V230H93ZM98 231H100V230H98ZM102 231H103V230H102ZM11 232H12V231H11ZM79 232H80V231H79ZM85 232H84V233H85ZM88 232L90 233V231H88ZM88 232H86V233H88ZM38 233H39V232H38ZM91 233H92V230H91ZM119 233L121 234L122 232L119 231ZM8 234H9V235H8ZM15 234H16V233H15ZM24 234H25V233H24ZM60 234H61V233H60ZM0 235H1V234H0ZM3 235H4V234H3ZM7 235H8V237H9V240L11 241L12 238H13V236L10 234V232L7 233ZM20 235L22 236L21 233H20ZM56 235H57V234H56ZM75 235H76V234H75ZM82 235H83V234H82ZM82 235H81V236H82ZM88 235H89V234H88ZM88 235H87V237H88ZM124 235H125V234H124ZM89 236H90V235H89ZM122 236H123V234H122ZM6 237H7V236H6ZM10 237H11V238H10ZM15 237H16V236H15ZM57 237H58V236H57ZM59 237H60V236H59ZM59 237H58V238H59ZM75 237H76V236H75ZM83 237H84V236H83ZM120 237H121V235H120ZM63 238H64V237H63ZM23 239H24V238H23ZM56 239H57V238H56ZM77 239H78V238H77ZM79 239H81V238H79ZM79 239H78V240H79ZM85 239H86V238H85ZM54 240H55V239H54ZM59 240H60V238H59ZM59 240H58V243H59ZM74 240H75V239H74ZM78 240H77V241H78ZM21 241H22V240H21ZM42 241H43V240H42ZM42 241H41V242H42ZM55 241H57V240H55ZM55 241H54V242H55ZM77 241H76V242H77ZM11 242H12V241H11ZM39 242H40V241H39ZM63 242H64V241H63ZM14 243H15V240L13 241V244H11L10 246L14 245ZM18 243H19V242H18ZM18 243H17V244H18ZM64 243H65V242H64ZM67 243H68V242H67ZM67 243H66V244H67ZM84 243H85V242H84ZM9 244H10V243H9ZM61 244H62V242H61ZM61 244H60V245H61ZM68 244H70V243H68ZM77 244H78V243H77ZM111 244H112V243H111ZM114 244H115V243H114ZM116 244H117V242H116ZM118 244H119V243H118ZM52 245H53V243H52ZM8 246H9V245H8ZM68 246H69V245H68ZM80 246H81V245H80ZM105 246H106V244H105ZM109 246L111 247L110 243L108 244V247H109ZM112 246H113V245H112ZM54 248H55V247H54ZM57 249H58V248H57ZM93 258H94V257H93ZM93 258H92V261H93ZM94 260H95V259H94ZM88 261H90V259H89ZM86 262H87V261H86ZM93 262L95 263V261H93ZM89 263L91 264V261L88 262V264H89ZM85 264H86V263H85Z\"/></svg>",
	"mask_w": 264,
	"mask_h": 264
}]
</instances>
